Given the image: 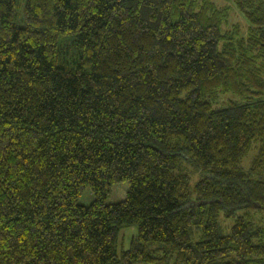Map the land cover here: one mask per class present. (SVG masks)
Returning <instances> with one entry per match:
<instances>
[{
    "label": "trees",
    "instance_id": "trees-1",
    "mask_svg": "<svg viewBox=\"0 0 264 264\" xmlns=\"http://www.w3.org/2000/svg\"><path fill=\"white\" fill-rule=\"evenodd\" d=\"M16 11L0 0V264H264V0Z\"/></svg>",
    "mask_w": 264,
    "mask_h": 264
},
{
    "label": "rangeland",
    "instance_id": "rangeland-1",
    "mask_svg": "<svg viewBox=\"0 0 264 264\" xmlns=\"http://www.w3.org/2000/svg\"><path fill=\"white\" fill-rule=\"evenodd\" d=\"M25 1L26 0H17V22L19 24H23L24 23V6H25ZM218 4L220 5H224L227 3H231V0H215ZM233 22H238V21H242L243 22V16L242 14L237 11L236 8H234V10L232 11V17H231ZM256 150H252L250 156H252L255 153ZM130 188V184L128 181H120L117 182L113 185L112 190L107 198L108 202H117L120 201L122 199H124L127 195V192ZM93 199V195L91 190L88 188L82 195L81 197V202L82 203H89L91 202ZM137 231V227H131V228H127L123 231L122 236H121V243H123V245L125 247H128L130 244V240L132 238V236L136 233Z\"/></svg>",
    "mask_w": 264,
    "mask_h": 264
}]
</instances>
